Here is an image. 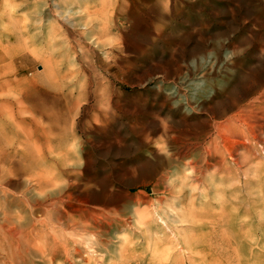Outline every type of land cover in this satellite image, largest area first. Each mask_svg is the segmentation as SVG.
<instances>
[{
  "label": "rangeland",
  "instance_id": "374dc122",
  "mask_svg": "<svg viewBox=\"0 0 264 264\" xmlns=\"http://www.w3.org/2000/svg\"><path fill=\"white\" fill-rule=\"evenodd\" d=\"M135 1L0 0V160L45 161L56 173L82 170L87 157L99 220L123 218L134 241H117L120 254L105 260L101 244L123 226L64 231L67 251L53 264H264V133L244 137L240 152L224 136L217 162L205 149L264 78V0ZM32 90L36 99L19 100ZM138 203L146 239L132 223ZM19 212L32 244V216Z\"/></svg>",
  "mask_w": 264,
  "mask_h": 264
},
{
  "label": "bare ground",
  "instance_id": "6f19581e",
  "mask_svg": "<svg viewBox=\"0 0 264 264\" xmlns=\"http://www.w3.org/2000/svg\"><path fill=\"white\" fill-rule=\"evenodd\" d=\"M100 1V0H99ZM85 3V2H84ZM103 3V2H102ZM111 3V2H110ZM136 1L132 0L131 7H134L136 9ZM98 5V4H97ZM101 8V7H100ZM130 8V7H129ZM62 9V8H61ZM105 9V8H104ZM134 9V10H135ZM99 10V9H98ZM128 10V9H126ZM130 10V9H129ZM132 10V8H131ZM98 12V11H97ZM125 12V11H123ZM135 14L136 12L133 11ZM130 12V13H133ZM101 13V10H100ZM124 14V13H123ZM7 15V14H6ZM44 15V14H43ZM106 15V14H105ZM73 16V15H72ZM102 15L99 19H101ZM105 17V16H104ZM108 17V16H107ZM73 18V17H72ZM8 19H6L7 21ZM73 20V19H72ZM80 20V19H79ZM107 20L108 19H101ZM111 20V18H110ZM130 20V19H129ZM138 20V19H137ZM52 21V20H49ZM78 21V20H77ZM97 21V20H96ZM116 21V20H115ZM106 22V21H105ZM104 23V22H103ZM102 23V24H103ZM66 24V23H64ZM108 24V23H107ZM136 24V23H135ZM68 25V24H67ZM75 25V24H74ZM94 25V24H93ZM106 25V24H105ZM92 27V26H89ZM90 30V29H88ZM87 30V31H88ZM104 30V29H103ZM76 32V31H75ZM81 32V31H79ZM90 32V31H89ZM68 33V32H67ZM91 33V32H90ZM126 33V32H125ZM78 34V33H77ZM80 34V33H79ZM89 35V34H88ZM79 36V35H78ZM91 36V35H90ZM89 36V37H90ZM81 37V36H80ZM88 37V36H87ZM96 37V36H95ZM83 41V39H82ZM95 41V40H94ZM71 42V41H70ZM74 42V41H73ZM94 43V42H93ZM76 44V43H75ZM96 62V61H95ZM93 65V64H92ZM69 76V75H68ZM155 78V77H154ZM257 79V78H256ZM30 82V81H29ZM2 83V82H1ZM27 84V83H26ZM24 85V84H23ZM73 85V84H72ZM16 87V86H15ZM26 87V86H25ZM5 89V88H3ZM2 89V91H3ZM12 89V88H10ZM23 89V88H22ZM14 90V89H13ZM16 90V89H15ZM14 90V91H15ZM25 90V88L23 89ZM22 90V91H23ZM29 90V89H28ZM179 90V89H178ZM218 90V89H217ZM19 91V90H18ZM36 91L32 92H26L23 94L22 98L19 99L21 102L28 101L29 99H36L38 96H35ZM21 93V92H20ZM254 94L252 101L248 103L247 105H244L243 108L239 110V113H237L233 118H231L230 121L227 123H222L220 125V130L218 131V135L212 139L213 141L210 143V147H207L206 145V151L207 153H210L212 157L215 159L214 161L217 162V154L222 153L223 150L227 147L226 142L222 143L220 142L221 138L227 139L230 144L232 145V148L236 152H240L241 149H243L246 145L243 138L244 137H253L257 138L261 134L264 133V78H262L259 82L254 83V89L252 91ZM66 94V93H65ZM63 95V94H62ZM70 95V94H69ZM113 95V94H112ZM41 96V95H40ZM42 97V96H41ZM65 97V96H62ZM186 97V96H185ZM68 98V97H67ZM215 98V97H214ZM11 99V98H10ZM66 99V98H65ZM23 100V101H22ZM64 101V100H63ZM67 101V100H66ZM71 101V100H70ZM112 101V100H111ZM68 103V102H67ZM74 103V102H73ZM69 104V103H68ZM36 105V104H35ZM70 106V105H69ZM82 108V107H81ZM38 112V108H35ZM41 111V110H40ZM42 112V111H41ZM206 112V111H205ZM228 112V111H227ZM5 113H7L5 111ZM45 113V112H44ZM24 114V113H23ZM45 114L40 113V119L44 117ZM46 117V115H45ZM48 119V118H47ZM7 120V119H6ZM42 121V120H41ZM44 121V118H43ZM42 121V122H43ZM46 122L48 120H45ZM237 121V122H236ZM6 122V121H5ZM13 122V121H12ZM49 122V121H48ZM219 122V121H218ZM11 123V122H10ZM16 123V122H15ZM24 123V122H23ZM26 123V122H25ZM12 124V123H11ZM30 124V123H29ZM17 125V123H16ZM28 125V124H27ZM207 125V124H206ZM211 125V124H210ZM218 125V124H217ZM14 126V125H12ZM208 126V125H207ZM206 126V127H207ZM219 126V125H218ZM17 127V126H16ZM13 128V129H16ZM20 127V126H19ZM74 127V126H73ZM211 127V126H209ZM213 128V127H212ZM73 129V128H72ZM75 130V128H74ZM199 130V129H198ZM211 130V129H210ZM17 131V130H16ZM40 131V130H39ZM207 131V129H206ZM212 131V130H211ZM215 131V130H214ZM21 132V131H20ZM196 132V131H195ZM203 132V131H202ZM226 132H229V136ZM36 135V134H35ZM198 135V134H197ZM226 135L228 137H226ZM18 137V136H17ZM25 137V136H24ZM203 137V136H201ZM218 137V138H217ZM181 138V137H180ZM24 139V138H23ZM22 139V140H23ZM26 139V138H25ZM35 139V138H34ZM184 139V138H183ZM259 139V138H258ZM21 140V141H22ZM27 140V139H26ZM31 140V139H30ZM182 140V139H181ZM211 140V139H209ZM28 141V140H27ZM187 141V140H185ZM246 141V140H245ZM262 141V140H261ZM32 142V141H31ZM181 143L184 141H180ZM189 142V141H188ZM207 142V141H206ZM27 143V142H26ZM25 143V144H26ZM177 143V142H176ZM261 143V142H260ZM19 145H22V142L18 143ZM17 144V145H18ZM24 144V143H23ZM24 144V146H25ZM185 144V143H183ZM199 144V143H198ZM34 145V144H33ZM186 145V144H185ZM193 145V143H192ZM195 145V144H194ZM193 145V146H194ZM201 145V144H200ZM35 146V145H34ZM39 146V145H38ZM190 146V145H187ZM23 147V146H22ZM29 147V146H28ZM181 147V146H180ZM2 148V147H1ZM19 148V147H18ZM33 148V147H32ZM152 148V147H151ZM150 148V149H151ZM178 148V147H177ZM182 148H184L182 146ZM181 148V150H182ZM199 148V147H198ZM196 147V149L198 150ZM25 149V148H24ZM27 149V148H26ZM149 149V150H150ZM155 149V148H154ZM190 149V148H189ZM188 149V150H189ZM23 150V149H22ZM191 150V149H190ZM200 150V149H199ZM25 151V150H23ZM38 151V150H37ZM176 151V150H175ZM184 151V150H183ZM187 151V147H186ZM192 151V150H191ZM190 151V152H191ZM204 151V149H203ZM86 152V151H85ZM189 152V155H190ZM196 152V151H194ZM151 153V152H150ZM155 153V152H154ZM181 153V151H180ZM183 153V152H182ZM181 153V154H182ZM188 153V152H187ZM192 153V152H191ZM206 153V154H207ZM235 153V152H233ZM78 154V153H77ZM239 154V153H238ZM188 155V154H187ZM186 155V156H187ZM241 155V154H240ZM264 155V154H263ZM79 156V155H78ZM180 156L179 154L177 157ZM239 156V155H237ZM85 157V155H84ZM188 157V156H187ZM183 158V157H182ZM204 158V157H203ZM239 158V157H238ZM207 159V158H206ZM227 159V158H226ZM194 160V159H193ZM228 160V159H227ZM239 160V159H238ZM81 161V162H80ZM175 161V160H174ZM198 161V160H197ZM208 161V160H207ZM45 161H39L36 165L31 161L29 166H24L23 169H13L12 167L6 169L4 168V162L0 160V194L2 197V202H0V208L1 212L3 213V218L0 223V264H28L27 262V255L32 252V264H53L56 260V258L60 257L61 254L65 251H67L66 246V238L62 237V232L72 230L75 234H78V230L81 229H93L96 231H102L104 233H108V227H111L112 225L116 223L119 226H123L119 230H115L113 234H111V237L116 238V241H113V244L109 242V239H106L103 244H101V252L104 253V259H110L108 258L109 252L113 250L114 254L119 255L121 252V249L117 248L114 245L117 243V241L122 244V247H130L131 243L134 241L132 238L128 235H124L128 229L126 226H124L125 223H120L121 218H115V219H108L109 221H100V210L99 208H96L91 204V199L93 195H95L97 189H93L90 192L85 190H88L92 188L93 185H91V179H88L87 181H84L85 177L83 175V170H87L89 166V159L85 157L82 161V157L79 156V164L83 165L82 170L77 169L73 172H70L68 169L62 170V171H56L49 170L46 167ZM170 162V161H169ZM225 162V161H224ZM230 162V161H229ZM239 162V161H238ZM196 163V162H195ZM204 164V162H203ZM206 164V163H205ZM209 165V164H208ZM206 165L207 167H209ZM214 165V164H212ZM217 165V164H215ZM244 166V165H243ZM34 167H37L38 170ZM194 167V166H192ZM196 167V166H195ZM198 167V166H197ZM242 167V166H241ZM213 168V167H212ZM259 169V168H258ZM257 169V170H258ZM211 170V169H210ZM201 171V170H199ZM205 171V168H204ZM209 171V170H208ZM216 171V170H215ZM196 172V171H195ZM202 172V171H201ZM200 172V173H201ZM211 172V171H209ZM240 172V171H239ZM261 173V170L259 171ZM204 173V172H203ZM206 173V171H205ZM221 174V171L219 172ZM218 173V175H219ZM211 174V173H210ZM213 174H216V172H213ZM197 175V174H196ZM194 175V176H196ZM204 176V174H202ZM208 175V174H207ZM216 175V176H218ZM250 175V174H249ZM260 175V174H259ZM28 176L27 183L23 184V186H27L26 188H23L21 190V186L24 180V177ZM246 176V175H245ZM261 176V175H260ZM259 176V177H260ZM222 177V176H221ZM224 177V176H223ZM249 177V176H247ZM202 178V176H201ZM206 178V177H204ZM209 178V175H208ZM217 178V177H216ZM215 178V179H216ZM252 178V177H251ZM264 178V177H263ZM64 179V180H63ZM167 179V178H166ZM165 179V180H166ZM192 179V178H191ZM221 179V178H220ZM224 179V178H223ZM220 180V181H223ZM248 179V178H247ZM250 179V178H249ZM195 180V179H193ZM198 180V179H197ZM201 180V179H200ZM204 180V179H203ZM202 180V181H203ZM209 180V179H208ZM252 180V179H251ZM251 180H249L251 182ZM259 180V179H258ZM98 181V180H97ZM96 181V182H97ZM205 181V180H204ZM225 181V180H224ZM223 181V182H224ZM64 182V183H63ZM212 182L209 181L208 184ZM241 182V181H240ZM243 182V181H242ZM248 182V181H247ZM254 182V181H253ZM257 182V181H256ZM260 182H262L260 180ZM95 183V182H93ZM92 183V184H93ZM225 183V182H224ZM110 184V183H109ZM175 184V183H174ZM202 184V183H201ZM204 184V183H203ZM250 184V183H249ZM96 185V183H95ZM215 185V184H214ZM204 186V185H203ZM245 186V185H243ZM96 187V186H95ZM108 187V186H107ZM199 187V186H198ZM206 187V186H205ZM13 188V192L10 191ZM106 188V187H105ZM201 188V187H200ZM9 189V190H8ZM107 189V188H106ZM206 189V188H205ZM215 189V188H214ZM217 189V187H216ZM242 189V188H241ZM240 189V190H241ZM264 189V188H263ZM199 190V188H198ZM221 190V188H220ZM261 190V189H260ZM106 191V190H105ZM108 191V190H107ZM185 191V190H184ZM187 191V190H186ZM185 191V193H186ZM205 191V190H204ZM204 191L199 192V194H203ZM214 193L213 195L215 194ZM219 191V190H218ZM231 191V190H230ZM242 191V190H241ZM101 192V190H100ZM112 192V191H111ZM110 192V193H111ZM126 192V191H125ZM124 192V193H125ZM207 192V191H205ZM210 192V191H209ZM212 192V191H211ZM224 192V190H223ZM262 192V191H261ZM104 193V192H103ZM108 193V192H107ZM127 194V193H126ZM208 194V192H207ZM221 194V193H220ZM108 195V194H107ZM139 195V194H138ZM144 195V194H143ZM166 195V194H165ZM170 195V193H169ZM210 195V194H209ZM218 195V194H217ZM227 195L230 196L228 193ZM171 196V195H170ZM173 196V195H172ZM183 198L184 195H181ZM191 196V195H190ZM226 196V195H225ZM140 197V196H139ZM144 197V196H143ZM178 197V196H177ZM180 197V196H179ZM188 197V195H187ZM185 197V199L187 198ZM200 197V196H199ZM206 197V196H205ZM211 197V196H210ZM213 197V196H212ZM105 202H107L108 205H114L115 203L113 201L107 200V196H104ZM110 199V198H109ZM131 199V198H130ZM135 199V198H134ZM170 199V198H168ZM166 199V200H168ZM172 199V198H171ZM199 199V198H198ZM217 199V198H216ZM219 199V195H218ZM226 200V198H224ZM101 200V199H100ZM107 200V201H106ZM137 200H140L139 198ZM165 200V198H164ZM181 200V199H180ZM189 200V199H188ZM208 200V198H207ZM206 200V203L207 202ZM213 199H211L212 201ZM1 201V200H0ZM99 201V200H98ZM104 201V200H103ZM184 201V200H183ZM202 201V200H201ZM199 200V202H201ZM231 203V200H229ZM141 202V201H139ZM171 202V201H170ZM199 202H197L199 204ZM221 202V201H220ZM236 202V201H235ZM103 203V202H102ZM146 203V202H144ZM180 203V202H179ZM185 203H187L185 201ZM190 203V202H189ZM211 203V202H210ZM213 203V202H212ZM229 203V202H227ZM226 203V204H227ZM104 204V203H103ZM106 204V203H105ZM139 204V203H138ZM142 204V203H141ZM139 206H135V209L133 211V224L136 228V230H140L143 233V236L146 239V236L144 235L148 229L145 227V218H144V212L145 210L140 208ZM161 204V203H160ZM183 204V202L181 203ZM136 205V204H135ZM144 205V204H143ZM172 205V204H171ZM189 205V204H188ZM202 206V203L200 204ZM209 205V204H208ZM207 205V206H208ZM211 205V204H210ZM204 206V205H203ZM213 208V205H211ZM215 206V205H214ZM133 207V206H132ZM183 207V206H182ZM179 208V207H178ZM181 208V207H180ZM179 208V209H180ZM187 208H191L190 206ZM186 208V209H187ZM206 208V207H205ZM204 208V209H205ZM214 208H217L214 207ZM185 211V209H183ZM190 209H188L189 211ZM192 210V209H191ZM215 210V209H214ZM26 212L29 213L30 216H32V221L30 222L32 224V230L29 231L30 234H32V244L31 240L24 239V231H23V225L25 226L24 222H21V218L18 217L17 212ZM170 211V210H169ZM173 211V210H172ZM184 211L183 214H184ZM195 211V210H194ZM216 211V210H215ZM220 211V210H219ZM19 212V213H20ZM131 212V210H130ZM171 212V211H170ZM187 212V210H186ZM185 212V213H186ZM197 212V211H196ZM15 213V214H14ZM17 213V214H16ZM190 214V212H188ZM226 213V212H225ZM178 214V212H177ZM180 214V213H179ZM22 215V214H21ZM169 215V214H168ZM188 215V214H187ZM197 215V214H196ZM173 216V215H172ZM176 216V215H175ZM193 216V215H192ZM220 216V215H219ZM36 217H38L36 219ZM112 217V216H111ZM178 217V216H177ZM189 218V216H188ZM217 218V217H216ZM132 219V218H130ZM187 219V218H186ZM209 220V218H208ZM188 222L191 221L188 219ZM26 222V221H25ZM126 222V221H125ZM183 222V221H182ZM185 222V221H184ZM194 222V219H193ZM221 222V221H220ZM186 223V222H185ZM179 223H177L178 225ZM176 225V224H175ZM193 225V223H192ZM223 228V227H222ZM84 231V230H83ZM139 231V232H140ZM82 232V231H81ZM101 232V233H102ZM69 234V233H68ZM115 234V235H114ZM59 235L62 238H59ZM91 236V235H90ZM142 236V235H141ZM77 237V236H76ZM26 238V237H25ZM103 238V237H102ZM108 240V241H107ZM157 241V240H156ZM108 243V244H106ZM91 244V243H90ZM105 244V245H104ZM144 247H147L151 249L152 251H156L159 249V245L157 242H155L154 239L146 240V242L143 243ZM82 247V246H81ZM30 249V252H29ZM80 249V248H79ZM32 250V251H31ZM91 251V250H90ZM107 252V254L105 253ZM98 253V252H97ZM31 254V253H30ZM86 254V253H85ZM96 254V253H95ZM88 255V254H87ZM80 258V257H79ZM93 258L90 257L87 259L86 263L83 264H89V262ZM35 260V261H34ZM63 262V261H62ZM164 262V261H163ZM30 263V262H29ZM112 264V263H109Z\"/></svg>",
  "mask_w": 264,
  "mask_h": 264
}]
</instances>
